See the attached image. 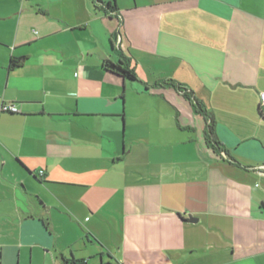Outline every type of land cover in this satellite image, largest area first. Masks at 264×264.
<instances>
[{
  "label": "crops",
  "instance_id": "crops-1",
  "mask_svg": "<svg viewBox=\"0 0 264 264\" xmlns=\"http://www.w3.org/2000/svg\"><path fill=\"white\" fill-rule=\"evenodd\" d=\"M111 4L0 0V264H264V0Z\"/></svg>",
  "mask_w": 264,
  "mask_h": 264
},
{
  "label": "trees",
  "instance_id": "trees-1",
  "mask_svg": "<svg viewBox=\"0 0 264 264\" xmlns=\"http://www.w3.org/2000/svg\"><path fill=\"white\" fill-rule=\"evenodd\" d=\"M93 1L95 3H99L101 7H103L108 13H112L115 11L114 8H112V4H111L112 0H93ZM118 55L120 58L118 63L115 64L111 61L106 60L103 62V65H102L103 69L107 71L108 73H111L129 82H137L138 79L134 71L129 67L128 63L123 59L122 55L120 53ZM19 64H20V61L12 59L10 65L11 67H18ZM160 85L173 87L177 91H183L185 93L184 89L181 88V86L173 80L161 82ZM186 99L189 102L193 112L198 115H201L206 122V127H205V132H204L206 145L209 146L212 150L218 151L220 149L219 148L220 145L217 144L214 138V131L212 127L213 126L212 117L208 115V112H206L204 106L200 102H198L195 99L191 100L188 96H186ZM65 264H68V263H65ZM69 264H83V263L78 262V261H72Z\"/></svg>",
  "mask_w": 264,
  "mask_h": 264
},
{
  "label": "built area",
  "instance_id": "built-area-1",
  "mask_svg": "<svg viewBox=\"0 0 264 264\" xmlns=\"http://www.w3.org/2000/svg\"><path fill=\"white\" fill-rule=\"evenodd\" d=\"M259 101H260V104L264 106V93H260L259 94ZM0 111L3 112V113H10V114H17L19 113V110L18 108L13 105V104H2L1 105V108H0ZM42 173H40L41 175Z\"/></svg>",
  "mask_w": 264,
  "mask_h": 264
},
{
  "label": "water",
  "instance_id": "water-1",
  "mask_svg": "<svg viewBox=\"0 0 264 264\" xmlns=\"http://www.w3.org/2000/svg\"><path fill=\"white\" fill-rule=\"evenodd\" d=\"M182 221H184V222H191V217L189 216L186 220H183L182 219Z\"/></svg>",
  "mask_w": 264,
  "mask_h": 264
}]
</instances>
